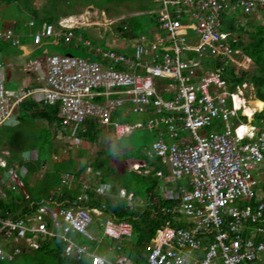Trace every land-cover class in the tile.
<instances>
[{"label": "built area", "instance_id": "built-area-1", "mask_svg": "<svg viewBox=\"0 0 264 264\" xmlns=\"http://www.w3.org/2000/svg\"><path fill=\"white\" fill-rule=\"evenodd\" d=\"M155 1L150 12L164 34L141 35L129 53L91 46L99 58L50 52L43 71L33 77L28 73L14 88L6 86V64L0 62V126L16 124L19 107L29 98L58 103L59 129H69L71 135L88 120L115 139L137 127L153 131L155 138L144 149L148 163L137 160L131 168L159 181L145 199L125 188L117 191L131 206L167 216L148 238L142 264H239L256 258L264 264V192L258 180L264 171V126L252 121L260 108L253 107L251 114L244 111L249 99L241 86L247 83L233 87L224 74L229 67L247 68L251 61L233 45L235 32L221 27L224 12L237 14L239 9L242 15L264 17V0ZM58 24L57 31L53 23H44L33 32V41L40 43L53 34L75 36L76 23ZM6 40L19 41L10 27L0 28V41ZM207 59L220 63L208 66ZM29 69L37 71L36 66ZM122 108L147 116L121 122L114 114ZM202 128L204 133L198 131ZM8 155L1 149L0 197L16 191L25 201L15 212L0 208V260L13 259L25 247H38L41 238L57 237L63 256L87 259L89 264H133L119 242L132 235V223L107 215L104 204H87L89 191L111 196L109 182L95 179L87 166L75 200H35L24 186L26 167L8 165ZM22 156L37 159L35 149L24 150ZM74 180L73 173L63 172L57 193ZM253 198L256 204L245 202ZM250 223L258 224L247 235ZM76 234L91 244L78 241ZM105 236L118 239L105 246L107 254L99 251Z\"/></svg>", "mask_w": 264, "mask_h": 264}, {"label": "trees", "instance_id": "trees-1", "mask_svg": "<svg viewBox=\"0 0 264 264\" xmlns=\"http://www.w3.org/2000/svg\"><path fill=\"white\" fill-rule=\"evenodd\" d=\"M62 1H64L66 6L71 5L67 0ZM122 1L124 0H91L98 7H104L105 3H119ZM9 3L15 5L18 13L14 28L16 32L25 33L27 30L25 25H27L28 20L34 21V25H31L32 30L43 21L52 22L59 28V16L52 12L49 13L50 11L48 10H45V13L42 14L34 1L0 0V4ZM55 5L57 6V3ZM143 6H145L144 3ZM66 14H69V12H65ZM143 14L130 15L117 22L116 27L120 30V34L125 37H134L141 30H145V22L141 17ZM145 14L150 19L149 24L154 22V15L152 13ZM262 14L264 15V12ZM237 18L238 16L235 14L224 12L221 18V27L234 31L240 36L233 45L241 47L251 57L254 65L249 69L240 70L229 67L224 74L225 76H229L228 78L232 81L233 87H235V84H241L244 81L249 82L253 86L255 97L264 101V22L250 16L246 22L238 21ZM245 25L249 26V29H246ZM3 27L4 21L0 19V28ZM77 29L79 28H73L74 34ZM63 30L66 29L63 28ZM244 31L247 32L246 40L241 37ZM72 37H70V41L68 42L70 44L73 43ZM59 38L65 43L63 33ZM101 45L105 46L104 42ZM76 47L85 49L86 46L84 47L82 43L78 42ZM19 51L20 48L17 44L12 43L10 40L0 41V59L3 54H7L8 52L16 54ZM58 110L59 106L57 103L50 104L26 99L19 107V121L14 125L0 126V153L1 149H7L9 151V155L6 156L8 165H24L26 167L23 181L32 199L38 200L40 198L54 197L57 200L66 199V203H69L68 201L75 200L77 194L80 192V179L86 167L91 165L96 172H101L102 177L106 178L110 171V157L104 153L102 158L79 162L73 155H68L67 158L54 157V154H57L59 151V147L55 141L59 128L57 124L60 119ZM244 111L246 112L245 109ZM136 117L135 114L122 115L120 119L134 121ZM253 121L258 124H264V110L255 112ZM217 128L221 130L222 126L220 122L217 123ZM63 132L67 134L71 131L64 129ZM100 134L101 128L95 127L91 121H87V126L84 129L77 131V136L93 141L99 139ZM27 149H35L38 154L37 159L25 160L22 152ZM141 149L134 147L131 149L132 155H137L136 157H141L138 159L139 161L148 163L149 158ZM155 163L157 167H161L159 162L156 161ZM42 165H45L44 169H42ZM39 170L42 171L38 181L34 185H30V177ZM61 172L73 173L75 180L69 187L66 185L61 186V195L58 193L51 195V190L56 188L59 183ZM118 175V181H122L127 190H132L136 194L146 193L159 181L154 175L140 174L127 168ZM115 187L117 186L113 184L112 191L116 190ZM261 188L264 190V183H261ZM8 194L6 199L0 198V208L2 210L9 208L12 212H15L21 206L22 201H25V198L22 193L15 191H11ZM245 202H250L251 204L257 203L255 198ZM87 204L96 206L104 204L106 214L114 215L116 219H127L132 223L133 233L124 241L123 248L135 264H142L145 261L148 238L153 234L155 228L164 222L167 216L161 213L152 214L149 209H142L140 206L132 207L126 199L120 197L111 198L95 195L93 191H89ZM80 240L85 241V239ZM61 249L62 243L57 237L41 238L39 239L38 247L31 249L23 248L13 259L8 261L4 259V263L2 264H89L87 259L77 260L72 257L63 256Z\"/></svg>", "mask_w": 264, "mask_h": 264}, {"label": "crops", "instance_id": "crops-1", "mask_svg": "<svg viewBox=\"0 0 264 264\" xmlns=\"http://www.w3.org/2000/svg\"><path fill=\"white\" fill-rule=\"evenodd\" d=\"M54 0L51 2V6L47 7V6H44L42 5L43 3H40V4H36V6L39 8L40 12L43 14L45 13L44 11L45 10H48L50 11L49 13H54L55 15L59 16V20L63 19V17H70L72 18V22L75 23L77 21H75L76 19L80 18V16H86L90 10H91V7L92 5H94L93 2H91V0H67L71 3V5H68L66 6L64 1L60 0ZM55 3H57V6L55 5ZM143 3L145 4V6H143ZM108 4H114L112 5V7L114 6V9L115 7L117 8V6H120V7H123L124 10H122V15L118 18V20L110 27H104L103 26V29H99V36L102 37L103 36V39L106 40L104 43L105 45H107L106 43L109 44V46H103L101 44L99 45H95V44H92L93 41L87 37L83 38L81 35L77 36L76 37V40L79 42L81 41V43L85 46H87L86 44H84L83 41H89V45L92 44L93 47L92 48H99L101 50H106V49H109V48H116L118 50H121L122 52H125V53H129L132 48H133V43L134 41L137 39V38H140L141 35H146L147 37H152L154 33L156 32H160L158 31V29H160L158 26H157V20L155 18V15L154 13H152L154 15V22H152L151 24H148V26H145L146 28H144L145 30H141L136 36L134 37H125V36H122L120 34V30L117 29L116 25H117V22H119L122 18H125L127 16H130V15H139V14H142V13H151L150 12V9L156 7L157 5V1L155 0H124L122 2H119V3H105L104 4V7H99L101 9V12L102 13H105L104 10L107 9L108 7ZM115 4H118V5H115ZM149 4V5H148ZM126 6L128 7H131L132 10H129L131 12H128L125 10ZM70 7V8H69ZM83 7V8H82ZM98 7V6H97ZM111 7V6H110ZM65 12H69V14H66L65 15ZM235 14V13H234ZM237 14H239V12L237 11ZM235 14V15H237ZM78 15L77 18H75V16ZM80 20V19H78ZM191 20V19H190ZM30 21H32V24H30ZM25 23V22H24ZM27 23V22H26ZM44 23H47L46 21H43L39 26H37L34 30H32L31 28V25H34V21L33 20H28V23L27 25H25L27 27V30L25 31V33H18L14 30L15 28V20L14 19H9V20H5L4 21V27H10L14 30V32L18 35V44L17 46L20 48V51L17 52L16 54L12 53V52H8L7 54H3L1 56V59H0V62L2 63H5L6 66H5V69H4V73H5V83L7 84V82L9 83V81L11 80H14L16 82V87H18L20 84H21V81H24L26 80V76L27 74L29 73L30 76H34L36 72H41L43 71L41 69L42 65H43V62H44V58L47 54H49L50 52H59L57 50H54L52 49L51 47H58V46H54V45H58L60 42H62L60 40V35L62 34H53V35H50V36H43L42 40L40 43H35L33 41V32L37 29V28H40ZM52 23V22H51ZM82 24V23H81ZM78 25V26H75L74 28H80V27H85V26H91V24H89V20L83 22L82 25ZM55 26V25H54ZM158 27V28H157ZM108 28V29H107ZM55 29L58 31V27L55 26ZM162 30V29H161ZM74 37V36H73ZM79 37V38H78ZM112 38V39H111ZM111 39V40H110ZM70 41V38L69 39H66L65 38V43H68ZM111 42V44H110ZM75 46H77V43L74 44ZM86 48V47H85ZM89 50V49H88ZM91 51V50H89ZM60 53H71V52H60ZM79 55V54H78ZM189 55H194V52L192 53H189ZM186 56H188L186 54ZM91 57H100L99 55L95 54L93 51H92V56ZM208 61H205L207 62L206 65L208 66H215V65H218L220 62L215 60V61H212L211 64L209 62V59H207ZM211 61V60H210ZM29 65H32V66H36L37 68V71L33 70V69H29L28 70V67ZM205 65V66H206ZM37 74V73H36ZM39 84V82H38ZM14 88V87H13ZM29 99V98H27ZM33 100V99H31ZM35 101V100H33ZM37 102H42V101H37ZM45 103V102H44ZM47 103V102H46ZM50 104H53V103H50ZM58 104V103H57ZM59 106V105H58ZM131 114H135V116H137L136 118H140V120H143L147 115L146 114H140V113H135L131 110L127 111L125 110L124 108L122 109H117L114 116H116V118L121 121V122H128V123H132V122H135L137 121V119H135L134 121H127V120H121L120 117L123 115V116H126V115H131ZM58 115H59V110H58ZM60 117V116H59ZM60 120V119H59ZM88 121H91V120H88ZM218 123V122H217ZM216 123V124H217ZM221 123V122H220ZM93 124V122H92ZM58 127H59V121H58ZM55 124V126H57ZM94 125V124H93ZM87 126V121L85 123V127ZM95 127H99V126H96L94 125ZM101 128V127H99ZM139 128V127H137ZM142 128V127H140ZM216 128H217V125H216ZM135 128H133L128 134H126L125 136L123 137H126L128 136L129 134L132 133V131L134 130ZM218 129V128H217ZM60 130V132H59ZM64 129H59L57 130V135L56 136H59V134H65L63 132ZM80 130V129H78ZM77 130V131H78ZM105 130H103L101 128V133H104ZM153 132V131H152ZM67 134H71L70 132L67 133ZM154 134V138H155V133L153 132ZM76 135H77V132H76ZM100 137V135H99ZM123 137L119 138V139H115L114 137H112L114 140H120L122 139ZM84 139V138H83ZM88 141H93V140H89V139H86ZM98 140V139H97ZM151 143V142H150ZM145 147L144 146L141 150L143 152H145ZM149 147V146H147ZM130 149H133V146L130 145ZM127 151V150H126ZM36 154H37V151H36ZM38 155V154H37ZM54 157H56V154H54ZM133 161V159H132ZM44 166L45 168V165H42ZM163 166V165H162ZM87 169V167H86ZM85 169V172L87 173V170ZM91 173L94 174V177L95 179L99 177V179L101 181H107L110 183L111 185V192H112V195L111 196H104V197H111V198H115V197H119L117 195V191L119 188H125V185L123 184L122 181H118V176H117V179H112L109 174L106 178H103L102 175H101V172L94 170L93 168H91ZM63 172L60 173V175L62 174ZM83 174V173H82ZM82 177H84L82 175ZM102 177V178H101ZM262 183V182H261ZM115 184L117 187L115 191H112V185ZM58 186V185H57ZM56 186V187H57ZM260 188H261V184H260ZM54 189V194L57 193V190L56 188H53ZM52 189V190H53ZM262 189V188H261ZM127 190V189H126ZM263 190V189H262ZM129 191V190H127ZM132 191V190H130ZM11 192V191H9ZM7 192V195L5 197H0V198H4L6 199L8 197V193ZM16 192V191H15ZM134 192V191H133ZM264 192V190H263ZM18 193H21V192H18ZM52 193V192H51ZM136 195V193H134ZM137 196V195H136ZM138 197V196H137ZM122 198V197H120ZM143 198V197H142ZM122 199H126V198H122ZM59 200V199H58ZM127 200V199H126ZM65 202V204H68L66 203V199L63 200ZM128 201V200H127ZM129 202V201H128ZM130 203V202H129ZM131 206V204H130ZM137 206V205H136ZM136 206H132V207H136ZM138 207V206H137ZM141 207V206H140ZM20 207H18L19 209ZM6 209H9V208H6ZM5 209V210H6ZM5 210H2L3 212H5ZM10 210V209H9ZM11 211V210H10ZM17 211V210H16ZM12 212V211H11ZM106 213V212H105ZM108 215V214H107ZM106 215H103V217H105ZM255 223H250V227L246 228L245 229V233L247 235L249 234H253V231L255 230ZM79 235V236H78ZM78 236V237H77ZM76 239L80 242H85V243H89L91 244V241H89L85 236L81 235V234H76L75 235ZM80 239H85V241H82ZM121 243V241H119ZM93 243V242H92ZM113 243V242H112ZM110 243V244H112ZM110 244H107V242H105L104 240V243L101 244L99 246V251L100 252H104V253H108V251H105V246L106 245H110ZM122 244V243H121ZM123 244H124V241H123ZM122 244V245H123ZM25 248H28V247H25ZM32 247H30L31 249ZM21 252V251H20ZM19 252V253H20ZM123 252L125 253L124 251V248H123ZM18 253V254H19ZM126 254V253H125ZM111 255V253L109 254ZM127 255V254H126ZM128 256V255H127ZM130 257V256H129ZM132 259V258H131ZM4 260V259H3ZM6 260H9V259H6ZM132 262L133 264L134 261L132 259Z\"/></svg>", "mask_w": 264, "mask_h": 264}, {"label": "rangeland", "instance_id": "rangeland-1", "mask_svg": "<svg viewBox=\"0 0 264 264\" xmlns=\"http://www.w3.org/2000/svg\"><path fill=\"white\" fill-rule=\"evenodd\" d=\"M34 1L36 4H40L43 3L42 5L44 6H51V2L54 0H31ZM112 5L114 4H108V7L106 10H104L105 13L101 12V9L99 7H97L96 5H92L90 12L84 17V16H80V20L76 19L75 22L78 25H80L81 23L83 24V22L89 20V24H91V26H85V27H80L79 29L75 30V36L72 37V44L70 43H64V42H60L58 45H54V46H58V47H51L54 50H57L59 52H71L73 54H79L82 56H92V51L88 50V47H93L92 44L95 45H99L103 42H105L106 40L103 39V36L100 37L99 36V29H103V26L110 28L117 20L118 18L122 15V10H124L123 7L117 6V8L114 6L112 7ZM118 5V4H115ZM111 6V7H110ZM83 8V7H82ZM126 11L131 12L129 10H132L131 7H127L125 8ZM17 9L15 7V5L13 3H9V4H0V19L5 21V20H9V19H16L17 18ZM240 19L241 21L246 22L247 19L249 18V16L247 17L246 15H242L241 13H239ZM78 15L75 16V18H77ZM143 21L145 22V26H148L149 24V17L147 14H143L141 15ZM250 17H257V18H263V19H259V21L264 22V17H261V15H250ZM68 21H72V18L70 17H63V19H61L62 23H68ZM81 24V25H82ZM246 29H249V26L245 25ZM107 28V29H108ZM146 28V27H145ZM147 29V28H146ZM158 31H160L161 34H164L163 30L158 29ZM82 34V35H81ZM81 35L83 38L87 37L88 39L90 38L93 43L90 44L89 46L87 45L85 49L83 48H78L76 47L74 44L78 43V41L76 40V37ZM242 37L246 38L247 37V32L244 31L242 33ZM112 39V38H111ZM110 39V40H111ZM81 43V41H79ZM105 44V43H104ZM107 45L105 46H109L108 43H106ZM111 44V42H110ZM6 86L8 87H16V82L14 80L9 81V83L7 82ZM241 90H242V94L244 95V97L246 99H249V104H246V111L248 114H251L253 107L254 108H260L261 107V101L258 99H254V90H253V86L248 82L246 85L241 86ZM263 107V106H262ZM137 120H140V118H136ZM253 123H255L253 121ZM204 128L202 129H198V131L200 133H204ZM154 139V134L151 130H147L145 128H135L131 134H129L126 137H123L120 140H114L112 138V136L110 135V133L106 130L104 131V133L100 134V137L98 140L95 141H88L86 139H83L79 136L76 135V133L71 134H59V136H56V144L59 147V151L56 154V157H64L67 158L68 155H73L75 157V159L79 162V161H90L91 159H99L102 158L104 153H106V155L108 157H110L109 162V169L110 171L108 172L109 176L113 179H117V175L122 173L126 168L127 169H132L131 165L132 159H140L139 157H136L137 155H132V150L130 149V145L133 146V148H143L144 146H149L150 142ZM127 150V151H126ZM91 167V166H90ZM88 168L89 170H91V168ZM264 167V164H263ZM47 170V169H46ZM133 170V169H132ZM261 170V167L259 169H255L254 171L256 172ZM42 171V170H41ZM41 171L39 170L38 172H36L35 174H33L30 177V185H34L41 174ZM91 173V172H90ZM89 173V174H90ZM93 173V172H92ZM83 176L86 175V172L84 170ZM94 175V174H93ZM258 180L262 183H264V171H261L258 175ZM183 181V180H178ZM136 182V181H134ZM168 185V184H166ZM57 190V187H56ZM51 194L54 193V189L51 190ZM139 198H144L146 197V193L143 194H136ZM105 196V195H104ZM140 204V202H139ZM137 207V206H136ZM99 235L101 234V231H98ZM128 237L130 236H124L122 237L121 243L123 244V241H125ZM105 242H107V244H110L112 242H118V239H113L110 238L108 236L104 237ZM8 261V260H7ZM4 263L3 260H1L0 264ZM262 259L261 258H256L254 260L251 261H243L239 264H262Z\"/></svg>", "mask_w": 264, "mask_h": 264}, {"label": "clouds", "instance_id": "clouds-1", "mask_svg": "<svg viewBox=\"0 0 264 264\" xmlns=\"http://www.w3.org/2000/svg\"><path fill=\"white\" fill-rule=\"evenodd\" d=\"M236 16H238V18H237V20L238 21H241V20H239L240 19V16H239V14L238 15H236ZM248 17V16H247ZM255 19H257V17H255ZM258 19H260V18H258ZM242 22H244V21H242ZM235 34H236V32H235ZM237 36H238V38L240 37L238 34H236ZM242 37V36H241ZM244 40H246L247 39V37L246 38H243ZM236 47H239V46H236ZM239 48H241V47H239ZM242 49V48H241ZM242 51L244 52V50L242 49ZM249 58H250V65L247 67V68H243V67H236V66H234V68H237V69H249V68H251V67H253V65H254V63H253V61H252V59H251V57L246 53V52H244ZM244 82H246V83H248L247 81H244ZM238 85H240V84H238ZM241 86V85H240ZM255 96V95H254ZM254 99H259V98H254ZM261 100V99H260ZM262 102H263V107H261L260 108V110H258V111H262V110H264V101L262 100ZM255 112H257V111H255ZM254 112V113H255ZM254 115V114H253ZM244 118H245V116H244ZM252 121H253V116H252ZM255 124H258V123H255ZM258 125H263L264 126V124H258ZM138 159H135V160H133V161H137ZM91 166V165H90ZM44 169V168H43Z\"/></svg>", "mask_w": 264, "mask_h": 264}, {"label": "bare ground", "instance_id": "bare-ground-1", "mask_svg": "<svg viewBox=\"0 0 264 264\" xmlns=\"http://www.w3.org/2000/svg\"><path fill=\"white\" fill-rule=\"evenodd\" d=\"M225 16V15H224ZM239 100V97H237L236 96V101H238ZM258 100H260V99H258ZM261 101V106H262V100H260ZM244 109L246 110V105H245V107H244ZM247 112V111H246Z\"/></svg>", "mask_w": 264, "mask_h": 264}]
</instances>
